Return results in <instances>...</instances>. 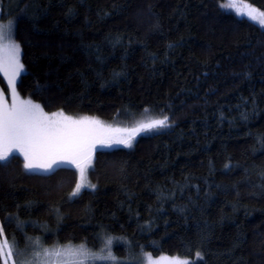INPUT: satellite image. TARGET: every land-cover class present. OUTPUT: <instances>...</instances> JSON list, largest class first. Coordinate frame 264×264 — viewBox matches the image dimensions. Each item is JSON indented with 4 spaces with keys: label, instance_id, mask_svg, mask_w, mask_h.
Segmentation results:
<instances>
[{
    "label": "trees",
    "instance_id": "trees-1",
    "mask_svg": "<svg viewBox=\"0 0 264 264\" xmlns=\"http://www.w3.org/2000/svg\"><path fill=\"white\" fill-rule=\"evenodd\" d=\"M239 1L264 11V0ZM222 3L1 1L21 47L20 97L49 113L111 121L147 109L170 123L97 150L95 189L74 198L70 167L0 163V226L15 258L33 241L97 250L112 236L127 242L116 258L264 264V29Z\"/></svg>",
    "mask_w": 264,
    "mask_h": 264
},
{
    "label": "snow or ice",
    "instance_id": "snow-or-ice-1",
    "mask_svg": "<svg viewBox=\"0 0 264 264\" xmlns=\"http://www.w3.org/2000/svg\"><path fill=\"white\" fill-rule=\"evenodd\" d=\"M225 9H234L238 17L247 16L264 29V11L248 3L238 6L235 0L220 5ZM13 24H0V72L7 78L13 102L11 106L0 95V163H8L16 153L23 157V168L26 172L52 173L62 164L73 165L79 171L72 196L80 194L84 188L95 189L87 181V169L92 166L93 153L97 145L112 147L123 145L131 147L136 136L170 127L169 118H149L132 127H112L100 120L90 117L75 119L63 111L48 114L39 104L31 100H21L17 93V79L24 71L21 62V47L12 38ZM147 111V109H145ZM0 237L4 230L0 227ZM111 238L105 243L107 248L101 253L92 252L81 244L73 247L65 245L54 249H44L34 253L35 262L27 264H89V261L115 260L110 245ZM0 258L4 264L14 259L13 245L7 238L0 240ZM198 259H203L197 253ZM173 264H181L174 260ZM186 264V262H185Z\"/></svg>",
    "mask_w": 264,
    "mask_h": 264
},
{
    "label": "rangeland",
    "instance_id": "rangeland-1",
    "mask_svg": "<svg viewBox=\"0 0 264 264\" xmlns=\"http://www.w3.org/2000/svg\"><path fill=\"white\" fill-rule=\"evenodd\" d=\"M1 1L2 0H0V3H1ZM228 2H229V0H228ZM235 2L237 3L238 6H241V7L243 6L244 3H246V2H243V1H239V0H235ZM229 10H232L235 13L234 9H229ZM0 14H1V6H0ZM244 18L248 19L247 16H244ZM9 22L10 21H2L0 19V24L8 25ZM256 24L259 25L258 23H256ZM12 38H13V29H12ZM21 74H23V73H21ZM0 77L2 78V80H3L4 84H5V87H6V91H4V89L2 88V86L0 84V95H2L3 98L6 100V102L8 103V105L11 106V104L13 102V98H12V95H11V89H10V87L8 85V82H7V78L4 76V74L2 72H0ZM19 77H18V79H19ZM18 79H17V81H18ZM19 98L21 100H30V99H24V98H22L20 96H19ZM32 102L35 103V104H39V103L34 102V101H32ZM58 111H60V110H58ZM58 111H54V112H58ZM54 112H51V113H54ZM46 113L51 114L49 112H46ZM66 115L72 116L75 119H79L80 117H85V115H80V116H73V115H69V114H66ZM86 117L96 118V119L100 120L103 124L111 125L112 127H132L136 123H138L140 121H143V120H147L149 118H163L162 116H153V115L147 114L146 111H143V112H141L138 115H131V116H128V117L119 116V117H117V118H115L114 120H111V121H105V120H102L100 118L92 117V116H86ZM160 130H162V129H159V130H156V131H152V132L141 133L140 135L151 134V133H154V132H157V131H160ZM140 135H138V136H140ZM138 136H136L135 140L137 139ZM135 140L133 141V143L135 142ZM133 143H132V145H133ZM120 147L121 148H129V147H124L123 145H115V144L112 147H102L100 145H97L95 152L97 150H110V149L120 148ZM95 152L93 153L92 164H93V161H94ZM16 155H19V153H16ZM20 157L23 159L22 156H20ZM62 166L63 167H70V168L74 169L76 171V173H77V179L79 180V178H80L79 177V171L73 165L62 164L60 167H62ZM90 169H91V167L87 169V181L90 184H92L90 182V180H89V177H88ZM35 173L47 174V173H43V172H35ZM78 180H77V182H78ZM91 189L92 188H84V189L81 190V192L83 190H91ZM70 197L74 198L76 196H72V193H71ZM109 238H111V241H112L111 245H110V250H111L112 254H113V249H114V247H115V245L117 243L118 244L124 243V244L127 245V242L125 240L117 239V237L110 236V237H107V238L103 239L100 247L97 250H91V249L90 250L92 252H95V253H101V249H105L104 253H101V254H106L108 249L105 248V243H106V241ZM2 239H4V237H0V240H2ZM37 243H38L37 241L30 242V244L28 245V252L25 253V254H21V256L18 255L16 258H15V254H14V259L13 260H9L8 264H27L28 261L35 262V256H34L35 252H37V251L43 252L44 249H50L51 250V249H54V248H57V247H62V246H51V247H46V246L41 247V246H39V247L36 248V245H38ZM81 244H84V243H80V244H66V245H72L73 247H76V246H79ZM63 246H65V245H63ZM113 256H114V254H113ZM117 258L114 261L113 260L95 261V262L89 261V264H101V263H104V264H173L174 260H179L181 262V264H185V262H186V264H191V263H194V262L199 260L197 258V255L194 258L188 259V258H183V257H179V256H169V255H164V254L158 255V256H153V255H151V254H149L147 252H144V251L139 252V253H137L134 256H129V257H126V258H118V259ZM0 264H4V261H3L2 258L0 260Z\"/></svg>",
    "mask_w": 264,
    "mask_h": 264
}]
</instances>
